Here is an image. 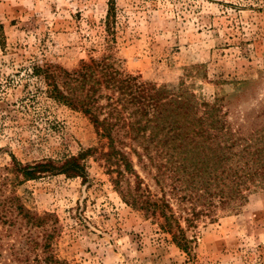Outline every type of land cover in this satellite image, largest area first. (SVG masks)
Wrapping results in <instances>:
<instances>
[{"label":"rangeland","instance_id":"rangeland-1","mask_svg":"<svg viewBox=\"0 0 264 264\" xmlns=\"http://www.w3.org/2000/svg\"><path fill=\"white\" fill-rule=\"evenodd\" d=\"M89 60L181 88L199 104L218 99L228 122L240 124L264 108V0H0V202L15 197L44 218L37 227L4 209L0 264H264L262 189L237 211L181 222L187 251L123 201L98 155L105 140L84 114L49 99L33 74ZM89 149L97 153L81 160L85 179L26 181L11 171L14 161L58 162ZM132 161L159 194L154 169Z\"/></svg>","mask_w":264,"mask_h":264},{"label":"trees","instance_id":"trees-1","mask_svg":"<svg viewBox=\"0 0 264 264\" xmlns=\"http://www.w3.org/2000/svg\"><path fill=\"white\" fill-rule=\"evenodd\" d=\"M33 74L43 80L49 99L88 118L99 139L105 140L106 151L98 155L107 172L115 175L112 183L121 189L123 201L160 221L162 232L179 249L187 251L190 244L181 222L192 227L217 210L237 211L251 193L264 190V108L233 124L218 99L199 104L181 88L171 92L157 87L107 60L81 62L72 71L36 67ZM95 153L89 149L58 162L27 166L14 161L11 171L26 181L43 175L85 179L81 160ZM132 157L154 169L159 194L144 185ZM16 202L15 197L0 202V221L6 208L33 220L34 226L44 224V218ZM47 262L53 264V258L47 257Z\"/></svg>","mask_w":264,"mask_h":264}]
</instances>
